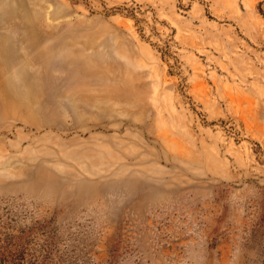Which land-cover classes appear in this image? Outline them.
Returning <instances> with one entry per match:
<instances>
[{
  "label": "rangeland",
  "instance_id": "rangeland-1",
  "mask_svg": "<svg viewBox=\"0 0 264 264\" xmlns=\"http://www.w3.org/2000/svg\"><path fill=\"white\" fill-rule=\"evenodd\" d=\"M0 264H264V0H0Z\"/></svg>",
  "mask_w": 264,
  "mask_h": 264
},
{
  "label": "bare ground",
  "instance_id": "bare-ground-1",
  "mask_svg": "<svg viewBox=\"0 0 264 264\" xmlns=\"http://www.w3.org/2000/svg\"><path fill=\"white\" fill-rule=\"evenodd\" d=\"M10 49L5 50L4 57L6 58V56L8 57L10 55ZM49 51L48 50H44L41 52L40 56L38 55V58H48V54ZM83 69H88L89 71V78H85L83 76V74L81 73V69H74L77 70L75 71V73H71L68 78H67V82L65 85H67L66 90H60V83L58 82V77L56 76L55 78V86H56V93L51 94L48 89L46 88L47 93L50 95L47 100H53L55 97H62L60 99V108H69L68 102L70 100H72V97L75 94H80V93H90L92 92L93 88H91L93 86V82L94 81H98L99 77L97 76V72L96 70L88 63V61L86 60V64H84L82 66ZM53 68L51 69H47V72L50 73L52 72ZM51 75V73H50ZM102 80V78H101ZM104 86H106V83L104 82ZM108 89H106V94H102V95H106L108 96ZM94 93V92H93ZM97 94V93H96ZM101 95V94H100ZM54 96V97H51Z\"/></svg>",
  "mask_w": 264,
  "mask_h": 264
}]
</instances>
